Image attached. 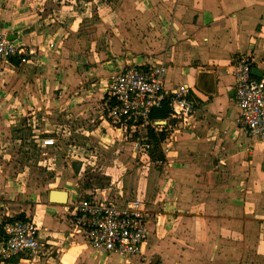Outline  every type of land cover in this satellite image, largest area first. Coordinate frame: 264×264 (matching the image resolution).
Segmentation results:
<instances>
[{
  "label": "crops",
  "instance_id": "0c3cea01",
  "mask_svg": "<svg viewBox=\"0 0 264 264\" xmlns=\"http://www.w3.org/2000/svg\"><path fill=\"white\" fill-rule=\"evenodd\" d=\"M59 3L58 14L51 9L50 38L38 3L0 0V29L36 54L32 64L23 65L17 58L0 62V224L21 215L33 218L44 228L46 248L53 244L57 249L56 264H88L99 255L105 257L85 243L66 217L67 224L61 219L44 224L62 205L50 202L51 190L38 178L37 165L49 164L41 155L49 157L53 152L42 141L53 138L57 142L55 131L57 136L65 135V140L73 133L82 141L112 139L117 134L102 108L112 77L125 68L166 64V91L172 94L188 87L202 106L189 124L173 120L174 124L166 125L171 152L165 158L167 170L160 168L167 178L159 189L160 209L156 210L160 214L151 200L146 201L157 215L152 233L157 225L175 217L176 253L182 252L190 264H264V163L257 165L261 152H246V158L254 154L256 176L252 173L250 182L241 187L228 174L224 182L213 177L203 183L209 181L205 177L201 183L200 174L204 176L208 167L199 162L212 155L230 164L236 158L245 159L242 149L237 150L241 142L233 140L236 133L248 134L236 123L240 111L234 101L231 65L237 55L248 52L264 77V0ZM182 58L185 61L180 64ZM178 64L183 66V79L175 75L181 69ZM200 70L217 73V97L207 98L195 89ZM104 79L106 85H102ZM33 109L38 116L25 118ZM50 110L52 115L46 120ZM35 122H47V129H41L45 135L37 133ZM40 188L42 193H38ZM92 192L101 199L117 195L95 189L84 195ZM75 199L69 193L68 202ZM153 239L152 235L149 242ZM183 245H188L186 250H181ZM40 255L5 264H31Z\"/></svg>",
  "mask_w": 264,
  "mask_h": 264
},
{
  "label": "built area",
  "instance_id": "2783aa9c",
  "mask_svg": "<svg viewBox=\"0 0 264 264\" xmlns=\"http://www.w3.org/2000/svg\"><path fill=\"white\" fill-rule=\"evenodd\" d=\"M53 47V45H51ZM34 52L29 46L19 45L10 39L7 31L0 29V62L17 58L21 64L30 63ZM257 67L253 55L246 52L237 55L231 65L234 101L239 108L236 123L248 136L264 146V77L257 78L252 71ZM169 71L166 64L152 67H131L119 70L107 90L105 108L111 124L118 132L133 138V150L147 154L150 149L149 132L168 131L166 122L155 123L151 115L169 103L171 120L189 121L202 106L190 88L182 86L170 94L164 85V76ZM110 101V102H109ZM164 123V124H161ZM167 137L164 143H169ZM44 146H55V140L44 139ZM171 152L169 145L161 150L166 158ZM161 166L166 162H158ZM65 217L80 231L94 251L103 255L124 258L144 256L152 234V225L157 220L146 204L131 196L121 199L118 195L101 199L95 192L76 196ZM76 200V199H75ZM65 206V207H68ZM2 224L0 240V263L14 259L36 257L46 250L39 225L30 218L12 219Z\"/></svg>",
  "mask_w": 264,
  "mask_h": 264
},
{
  "label": "rangeland",
  "instance_id": "374dc122",
  "mask_svg": "<svg viewBox=\"0 0 264 264\" xmlns=\"http://www.w3.org/2000/svg\"><path fill=\"white\" fill-rule=\"evenodd\" d=\"M62 1L68 3L69 5L71 4L74 5V3L79 4L78 3L79 0H34V2L38 3L40 9H42V13L40 15L41 21L46 26V28H48L47 32L50 38H51V9H54V11H56V13L58 14L59 12L57 10V7H59L58 6L60 4L59 2ZM44 19L45 21L48 22L44 23ZM49 47L54 48V45L53 47H51L50 44ZM109 48H110V44H108V49ZM34 55H36L35 52ZM30 60L31 62L27 64H32L33 62H35L36 57L35 56L30 57ZM184 61L185 58L180 59V64H182ZM180 64L178 65L180 66L181 69L180 70L176 69L175 75H178L180 78L183 79L184 78L183 77L184 75L182 76L183 66ZM117 67L118 65L115 66L114 70ZM106 81L107 80L104 79L102 85H106L107 83ZM193 94L194 96L197 97L195 91L193 92ZM102 108L104 109L105 114L106 113L108 114V111L106 110L104 105L102 106ZM31 113L32 115H30ZM68 113L70 115H74L71 110H68ZM38 114L39 112L33 109L29 112V114L28 113L26 114L25 118L27 117L35 118V116L37 117ZM51 115H52L51 110L50 112L46 111L45 113L46 120ZM57 118H58V114H57ZM189 123L190 121L187 122V124ZM34 125L39 130V132H37L39 135H45L43 134V130L41 129L43 128L47 129L48 127L47 122L43 124L42 123L38 124V122H35ZM206 128L208 129L209 127L206 126ZM114 131L118 136L113 134L112 139L104 140V141H94V140L82 141L83 139L82 140L78 139L79 136L76 133H73L71 136L67 138L68 140H65L66 137L65 135L64 138L62 137V134L60 136H57L55 131L54 136L56 137L55 139L57 140V142L55 141V146L52 147L47 146V147H51L53 151L49 154V157H47L46 154L41 155V157L44 156L45 158L42 161L49 162V164L37 165V167L40 170L38 178L42 181H46V187L47 190L49 191L62 190L69 192L73 196H77V195L81 196L84 195V193L94 189L98 191L106 190L108 194L115 195L117 193V195L121 199H127V197L131 196L133 198L142 200L145 204L146 201L149 202L152 201L153 203L152 202L150 203L152 205V208L155 210L160 209L159 189L161 188L163 181H165L167 178L165 174H161V170L160 168H158V164L153 162V158L150 155L151 150L155 154V157H157L158 153H156V151L153 150V147H151L149 150H147L146 152L147 154H145V152L143 151L136 154L133 150V144H132L133 138H130V136L127 133L118 132L116 129H114ZM234 136L235 137H233L234 138L233 140H235V142H241L240 144L241 147L237 150L242 149V153H244L243 157L245 159L241 161L238 160L240 158H236L237 160L236 159L232 160V163L230 164L229 162H226L227 160L223 163L218 155L216 156L212 155L210 158L205 156L202 160H199V162H201L203 165L208 167V169L206 170L207 172L204 174V176L203 173L200 174L201 183L202 181H204L205 177L206 179H209V181L205 180V182L203 183L211 182L213 180L212 179L213 177H215L214 180L216 182L220 178L221 180H219L218 182H224L225 180H227L229 176V179L231 178L232 181L238 182L241 187V186H245L246 185L245 183L250 182L252 173L254 176H256L255 168L257 167V165L261 167L264 163L263 160L264 146L254 140L251 141L244 132H239V135L238 133H236ZM47 139H51V138H47ZM168 145L171 146V143H163L161 145L160 152L161 150H164ZM250 150H253L254 152H261V156L257 160L258 163L255 166H254L255 164L254 154L246 158V152L249 153ZM39 152L40 154H42L41 151ZM188 160H189L188 158H185L184 163H187ZM167 164L162 166L161 169L163 171L167 170L168 168ZM39 165L41 166L39 167ZM236 166H238V169L240 170H238ZM238 171H241V174L246 172L247 176L236 174V172L239 173ZM224 173H226V175H224ZM195 182L196 180L194 181V183ZM145 190L148 192H146ZM38 193H42L41 188L38 190ZM45 193H46L45 195H48V191ZM71 200L65 206L68 205L70 206L71 203L77 202L79 198H76V200L73 201ZM30 205H32V203H30ZM65 206L61 207L62 209L61 211L57 213L53 212L51 213L50 217H46L45 218L46 221L44 224L46 223L49 224L51 220L58 221L60 219L61 222L67 224L68 222H66L65 219L66 216L65 211L69 210V206L68 207ZM38 209L40 211H43V208H38ZM159 211L156 210L155 213L160 214ZM30 219L34 221L33 218ZM162 219L164 218L162 217ZM174 220L175 217H172L170 218L169 223H166L164 221L161 224V226L159 225L160 226L159 232L157 231L159 226L155 223V225H157L155 227L156 233H152L154 239L152 240V243L151 242L148 243L149 247L146 252L147 254L146 255L144 254V256L146 257L145 260H143L141 257L124 258V257L109 256V255H104L105 257H103L102 255H99L96 259L93 258L91 263L88 264H190V260L185 259L184 258L185 255H183L182 252H180L179 254L176 253L177 240L175 236L172 235L174 229V226L172 227L173 225L172 223H174ZM40 230L42 231L44 230V228L40 226ZM41 238L42 240L45 239V236L43 235L42 232H41ZM186 246L188 245L181 246V250H186L187 248ZM181 250L179 249V251ZM44 252L43 253L45 255L43 257L42 255H40L39 259L34 262L31 261L32 262L31 264H56L53 263L54 261L53 258L58 252L55 246L51 244V246H49V248H46ZM44 257L45 259H43ZM156 257H158V261L153 262ZM193 261H194V256H193Z\"/></svg>",
  "mask_w": 264,
  "mask_h": 264
},
{
  "label": "water",
  "instance_id": "95a60500",
  "mask_svg": "<svg viewBox=\"0 0 264 264\" xmlns=\"http://www.w3.org/2000/svg\"><path fill=\"white\" fill-rule=\"evenodd\" d=\"M11 40H15V36H10ZM257 78H263V74L258 70L252 71ZM195 89L206 96L207 98H214L218 95V76L214 71L200 70L196 75ZM164 124V123H161ZM264 169V165H263ZM69 193L67 191L51 190L49 193V200L52 204L65 206L68 203ZM158 257L153 262H157Z\"/></svg>",
  "mask_w": 264,
  "mask_h": 264
},
{
  "label": "trees",
  "instance_id": "16d2710c",
  "mask_svg": "<svg viewBox=\"0 0 264 264\" xmlns=\"http://www.w3.org/2000/svg\"><path fill=\"white\" fill-rule=\"evenodd\" d=\"M20 63V61H19ZM140 68V67H139ZM151 120L155 123L159 122H166V125L168 124H174V121L171 120V111L169 108V103L166 102L162 109L155 110L151 115ZM168 137L167 131H163L161 133H155L154 130H150L149 132V145L150 148L153 147V150L158 153L157 157H155V154L151 150L150 155L153 158V162H165V157L160 152L161 145L165 142L166 138ZM158 168H162L160 164H158ZM17 219H25L24 215H21ZM3 232H2V224H0V240L2 239Z\"/></svg>",
  "mask_w": 264,
  "mask_h": 264
},
{
  "label": "flooded vegetation",
  "instance_id": "af4514ba",
  "mask_svg": "<svg viewBox=\"0 0 264 264\" xmlns=\"http://www.w3.org/2000/svg\"><path fill=\"white\" fill-rule=\"evenodd\" d=\"M146 249V248H145ZM145 251V250H144ZM136 258H138V257H136Z\"/></svg>",
  "mask_w": 264,
  "mask_h": 264
}]
</instances>
